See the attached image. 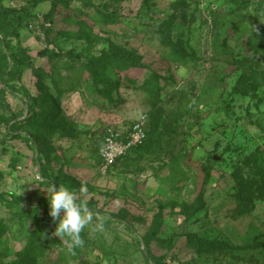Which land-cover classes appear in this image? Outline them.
<instances>
[{
	"label": "rangeland",
	"instance_id": "374dc122",
	"mask_svg": "<svg viewBox=\"0 0 264 264\" xmlns=\"http://www.w3.org/2000/svg\"><path fill=\"white\" fill-rule=\"evenodd\" d=\"M36 11L17 61L0 40V264H264V0ZM109 48L141 65L71 54ZM139 119L142 144L102 171L106 133ZM52 181L84 190L83 246L53 234Z\"/></svg>",
	"mask_w": 264,
	"mask_h": 264
},
{
	"label": "trees",
	"instance_id": "16d2710c",
	"mask_svg": "<svg viewBox=\"0 0 264 264\" xmlns=\"http://www.w3.org/2000/svg\"><path fill=\"white\" fill-rule=\"evenodd\" d=\"M4 1L5 0H0V40L3 44L6 58H10L14 63L18 60V56L23 49V40L20 34V29L27 27L31 21L37 19L36 6L44 0H29L19 6H12L6 4ZM12 37L16 40L15 44L12 42ZM44 52L45 50L39 51V53ZM71 54L79 58L84 57L86 64L91 71H94L95 63H101L108 59L122 61L133 66L141 65L140 61H138L132 53L124 49L109 48L101 51L98 55L84 54L83 52H72ZM12 66L13 65H11V67ZM30 67L32 72L36 74L37 72L32 58L30 61ZM10 129L11 128L7 126L6 132L9 133ZM124 135H126V133ZM138 146H140V144L131 147L130 149ZM52 184L58 185L56 181H52ZM219 244L222 246V250L225 254L237 256L230 251L229 248L227 249V245L224 242H219ZM224 249H226V251ZM144 254L147 258L155 260L147 251H144Z\"/></svg>",
	"mask_w": 264,
	"mask_h": 264
},
{
	"label": "clouds",
	"instance_id": "9594fccd",
	"mask_svg": "<svg viewBox=\"0 0 264 264\" xmlns=\"http://www.w3.org/2000/svg\"><path fill=\"white\" fill-rule=\"evenodd\" d=\"M47 189V202L49 215L57 222L55 232L58 237L68 238L73 247L83 246L84 240L81 233L94 221L93 211L88 207V200L84 198L81 190V198L77 192L68 186L51 184ZM96 231H103L104 223L99 217H95Z\"/></svg>",
	"mask_w": 264,
	"mask_h": 264
},
{
	"label": "built area",
	"instance_id": "2783aa9c",
	"mask_svg": "<svg viewBox=\"0 0 264 264\" xmlns=\"http://www.w3.org/2000/svg\"><path fill=\"white\" fill-rule=\"evenodd\" d=\"M145 139L143 120L134 122L126 135L112 129L106 133L104 143L100 149V168L105 171L118 158L122 157L128 149L141 144Z\"/></svg>",
	"mask_w": 264,
	"mask_h": 264
}]
</instances>
